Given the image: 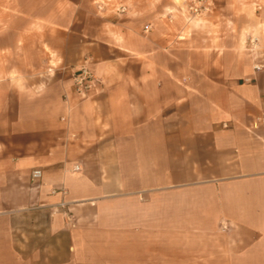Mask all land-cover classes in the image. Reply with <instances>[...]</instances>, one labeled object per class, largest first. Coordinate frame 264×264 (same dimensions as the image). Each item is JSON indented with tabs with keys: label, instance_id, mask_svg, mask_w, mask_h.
<instances>
[{
	"label": "crops",
	"instance_id": "crops-1",
	"mask_svg": "<svg viewBox=\"0 0 264 264\" xmlns=\"http://www.w3.org/2000/svg\"><path fill=\"white\" fill-rule=\"evenodd\" d=\"M263 115L264 0H0V264H264Z\"/></svg>",
	"mask_w": 264,
	"mask_h": 264
},
{
	"label": "built area",
	"instance_id": "built-area-1",
	"mask_svg": "<svg viewBox=\"0 0 264 264\" xmlns=\"http://www.w3.org/2000/svg\"><path fill=\"white\" fill-rule=\"evenodd\" d=\"M213 0H186V12L188 14L189 19H201L205 17L212 7ZM120 11H124V7H120ZM151 29L150 25H144L143 30L145 33L149 32ZM258 43L257 37H252L250 39V45L253 49ZM262 69V65H254L255 71H260ZM73 81V89L75 93L79 95H86L94 86L95 78L90 73L85 65L81 66L78 70H76L72 76ZM257 123L264 125V115L257 119ZM256 127V124H255ZM78 170V167L74 168ZM41 176L40 170H33L31 172L32 179H38Z\"/></svg>",
	"mask_w": 264,
	"mask_h": 264
},
{
	"label": "rangeland",
	"instance_id": "rangeland-1",
	"mask_svg": "<svg viewBox=\"0 0 264 264\" xmlns=\"http://www.w3.org/2000/svg\"><path fill=\"white\" fill-rule=\"evenodd\" d=\"M3 137H4V131L0 129V144L3 141Z\"/></svg>",
	"mask_w": 264,
	"mask_h": 264
}]
</instances>
